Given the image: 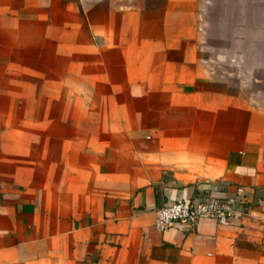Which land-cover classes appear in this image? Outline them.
I'll return each mask as SVG.
<instances>
[{
    "label": "crops",
    "instance_id": "0c3cea01",
    "mask_svg": "<svg viewBox=\"0 0 264 264\" xmlns=\"http://www.w3.org/2000/svg\"><path fill=\"white\" fill-rule=\"evenodd\" d=\"M0 264H264V0H0Z\"/></svg>",
    "mask_w": 264,
    "mask_h": 264
},
{
    "label": "built area",
    "instance_id": "2783aa9c",
    "mask_svg": "<svg viewBox=\"0 0 264 264\" xmlns=\"http://www.w3.org/2000/svg\"><path fill=\"white\" fill-rule=\"evenodd\" d=\"M227 196L208 194L204 197H194L185 201H176L156 209L155 226L165 229L171 226L194 227L200 218H212L222 224L231 221L235 207L240 203L239 193Z\"/></svg>",
    "mask_w": 264,
    "mask_h": 264
}]
</instances>
